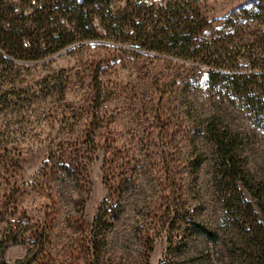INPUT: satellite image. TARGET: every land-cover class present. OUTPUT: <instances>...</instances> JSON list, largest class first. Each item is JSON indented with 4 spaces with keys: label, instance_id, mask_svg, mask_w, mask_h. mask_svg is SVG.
Listing matches in <instances>:
<instances>
[{
    "label": "rangeland",
    "instance_id": "374dc122",
    "mask_svg": "<svg viewBox=\"0 0 264 264\" xmlns=\"http://www.w3.org/2000/svg\"><path fill=\"white\" fill-rule=\"evenodd\" d=\"M0 33V264H264V0H0Z\"/></svg>",
    "mask_w": 264,
    "mask_h": 264
},
{
    "label": "trees",
    "instance_id": "16d2710c",
    "mask_svg": "<svg viewBox=\"0 0 264 264\" xmlns=\"http://www.w3.org/2000/svg\"><path fill=\"white\" fill-rule=\"evenodd\" d=\"M185 5L183 7H181L179 4L175 5V8L173 7L174 10V14L172 16L173 21L170 23V26H173V28L175 29V33H186L191 32L192 34L195 33V31L197 30V27H195L194 24V18H193V6L190 4H186L187 2H183ZM179 9L184 10L185 14H180ZM154 30L150 31L147 35L148 37H150L151 35L155 34L153 33ZM0 33V46L2 47V44L5 43L6 41H8L9 36H4ZM62 37H61V41H62ZM174 40V43H176V41H178L179 39L177 38V36H173L172 38ZM66 39H64L63 43H62V47L67 46L68 44H70V42H66ZM5 41V42H3ZM17 49L21 48L20 51H23V43L22 44H16L15 46ZM26 49V48H24ZM28 50V49H26ZM39 51V50H38ZM27 53V52H26ZM223 57V56H222ZM209 65H211L212 67L218 68V69H226L227 66L223 65V63L221 64L220 62H218V60L210 61L208 62ZM229 67V66H228ZM230 69V68H229ZM263 69V68H262ZM230 70H235L234 68L230 69ZM221 74V73H220ZM223 76L225 77H231L233 78L234 83L241 80V78L245 77V75L243 73H236V72H224L222 73ZM261 74H255V76H259ZM263 75V74H262ZM248 92V91H246ZM252 92H248L246 95H252ZM212 143L214 144L216 150H217V154H218V158L220 161V166L222 168V171L224 174L228 175V177H230L233 181L234 184L242 181V172L240 170V167L238 165L237 162V144L227 135H217L215 134V136H213L212 139ZM104 212V208L101 210V215ZM91 232L94 233V227L90 228ZM30 260L28 257H25L23 259L18 260L15 264H29Z\"/></svg>",
    "mask_w": 264,
    "mask_h": 264
}]
</instances>
